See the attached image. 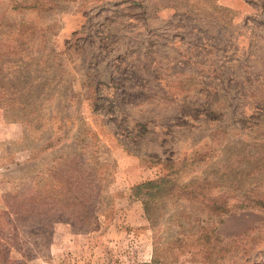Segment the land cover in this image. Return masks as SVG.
<instances>
[{
	"label": "rangeland",
	"instance_id": "374dc122",
	"mask_svg": "<svg viewBox=\"0 0 264 264\" xmlns=\"http://www.w3.org/2000/svg\"><path fill=\"white\" fill-rule=\"evenodd\" d=\"M36 1L44 8L24 7ZM21 22L39 31L19 39ZM15 39L45 57L17 67L6 57L0 86L24 89L35 74L43 78L31 87L53 96L38 130L0 109V210L35 194L67 148L105 163L106 179L94 184L89 222L72 209L54 213L40 255L29 237L38 228L11 213L0 241L33 255L11 250L4 264L148 262L154 232L168 241L182 208L169 203L151 228L130 188L171 169L188 182L226 168L228 189L264 192V0H0V44ZM50 138L61 143L29 159ZM222 219L216 233L235 239L221 264H264V209Z\"/></svg>",
	"mask_w": 264,
	"mask_h": 264
},
{
	"label": "trees",
	"instance_id": "16d2710c",
	"mask_svg": "<svg viewBox=\"0 0 264 264\" xmlns=\"http://www.w3.org/2000/svg\"><path fill=\"white\" fill-rule=\"evenodd\" d=\"M41 5L42 2L36 1L24 7L44 8ZM38 31L32 24L21 22L16 29V36L19 39L30 38ZM43 49L34 46L27 48L18 39L11 43L0 44V73L8 63L6 57H16L17 59L12 63L17 67L19 63H24L23 60H28L30 63L43 60L45 57L42 55ZM29 78L24 89L8 92L0 86V109L14 121L25 122L28 128L38 130L41 126L38 123L46 118L43 114L42 102L50 99L53 94H46L45 90L37 93L31 87L37 79L43 77L34 74ZM48 82L46 80L41 86L45 87ZM24 90L29 92L25 99L22 93ZM51 138L42 144L37 153L29 156V159H35L40 153L61 143L60 141L54 143ZM80 148L87 149L83 146ZM69 149L71 151L67 152ZM83 155L84 152L79 153L73 148L61 150L58 163L49 166L45 179H36L35 194L17 198L14 206H8L9 211L0 210V231L10 227L13 221H17L16 215L21 213L28 223H33L38 228V232L29 236L33 248V252H30L34 255L21 252V248L13 239L10 242L0 241V264L7 262L11 250L23 257L40 255L49 240L54 213L72 209L74 213L84 215V223L90 221L93 187L98 180L106 179L105 176H98L106 168V164H99L92 155L86 158ZM205 159V154L201 153L192 158L190 164ZM180 170V168L171 169L166 175L141 181L130 188V197L141 202L145 218L151 228H155L162 211L169 203L177 204L182 208L173 213L178 229L168 241L163 242L161 237L157 240L154 232L151 259L143 264H178L179 258L184 255H190L192 260L200 263L221 264V260L225 257L224 253L227 252V244H231L230 242L235 238L227 241L221 239L216 233L217 225L221 224L222 218L232 210L264 209V192H260L258 187H252L249 190L250 194L228 189V178L225 177L227 172H224L226 168L223 172L216 171L206 176L193 177L188 182H180L173 177ZM180 201L193 206L199 217H192L187 207L180 205ZM11 213L16 216L13 221L10 218Z\"/></svg>",
	"mask_w": 264,
	"mask_h": 264
},
{
	"label": "crops",
	"instance_id": "0c3cea01",
	"mask_svg": "<svg viewBox=\"0 0 264 264\" xmlns=\"http://www.w3.org/2000/svg\"><path fill=\"white\" fill-rule=\"evenodd\" d=\"M150 257H151V253H150V255L148 256V260L150 259ZM147 260V259H146Z\"/></svg>",
	"mask_w": 264,
	"mask_h": 264
}]
</instances>
